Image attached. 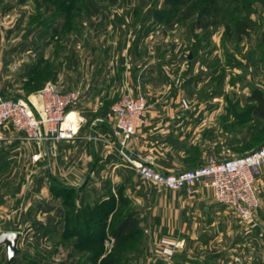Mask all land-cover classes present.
Here are the masks:
<instances>
[{
	"label": "rangeland",
	"instance_id": "1",
	"mask_svg": "<svg viewBox=\"0 0 264 264\" xmlns=\"http://www.w3.org/2000/svg\"><path fill=\"white\" fill-rule=\"evenodd\" d=\"M204 7L209 11H202ZM240 26L248 27L247 33H241ZM110 31L118 34L108 38L111 42L106 41ZM263 35L264 0H0V92L36 102L49 82L71 90L57 81L58 73L76 61H87L97 40L105 45L119 41L151 63L171 48L169 58L185 64L193 77L187 79L183 71L156 89L173 90L174 81L185 91L179 101L191 115L182 128L151 132L150 148L203 151L208 161L218 159L216 147L225 152L222 158L233 157L263 142L252 146L255 133L250 129L259 119L247 111L257 102L247 94L252 88L264 89ZM222 76L225 81H220ZM137 92L148 100L144 91ZM235 93L242 98H233ZM145 116L148 119L147 111ZM148 123L139 125L133 137ZM30 153L31 147L23 146L17 164L0 166V234L21 232L20 251L10 264H109L110 256L133 254L146 246L142 232L150 228L131 229L133 235L122 243L112 240L124 216H138L132 203L116 207L112 198H95L92 185L84 187L86 179L74 183L68 171L50 175L47 162H37L43 156L35 159L39 152ZM258 191L262 205L263 192ZM97 206L103 207L101 213ZM235 217L226 242L212 251L211 264H264L260 209L257 222ZM146 249L145 260L123 257V264H169L155 258V243ZM0 264H9L5 243L0 244Z\"/></svg>",
	"mask_w": 264,
	"mask_h": 264
},
{
	"label": "crops",
	"instance_id": "2",
	"mask_svg": "<svg viewBox=\"0 0 264 264\" xmlns=\"http://www.w3.org/2000/svg\"><path fill=\"white\" fill-rule=\"evenodd\" d=\"M112 35L118 36L117 32L110 31L106 41ZM108 41L111 42L109 39ZM97 42V46L90 50L87 61H76L73 66H65L56 77L65 89L81 91V99L71 108L82 119L77 133L73 137L57 141L52 138L37 141L27 139L23 132L12 125H6L3 128L4 139L0 140V166L3 163L17 164L23 146L27 145L31 147L30 156L35 152L43 153L44 159L42 157L37 162H47L50 175L54 172L65 174L68 171L70 179L76 180L74 183L86 179L87 185L85 183L84 187L91 184L95 198H112L116 207L122 202L132 203L138 212V228H150V231L142 232L146 243L143 249H137L133 254L124 253L121 257L145 260L147 244L153 242L156 244L155 258L165 261L166 255L158 249L161 247V240L167 238L178 243L169 264H182L185 259L188 260L186 264H211L214 256L212 251L221 248L234 226L236 217L233 209L216 201L210 186L199 184L189 194L185 189L172 190L144 180L135 169L126 164L111 133L114 123L111 110L113 102L129 90L144 91L148 96L149 123L144 131L137 132L131 138L129 150L132 149L133 156L166 172L190 169L205 163L209 157L206 152L179 153L172 148L156 150L150 148V143L153 142L148 140L151 132L167 131L173 125L176 128L184 127L191 115L180 105L179 99L185 91L179 89L180 86L177 87L174 81L171 80L173 90H159L156 87L164 85L171 78L176 79L183 71L187 79L193 76L191 77L185 64L176 58H169V55H173L171 48L162 50L157 60L151 63L138 59L137 52L127 51L124 46H120L119 41L114 45H105L102 39ZM226 78L222 76L219 79L225 81ZM252 89L247 94L249 99H252ZM221 95L219 98H222ZM238 97L242 98L235 93L233 98ZM258 126L261 124L252 126L250 131L257 130ZM213 154L218 159H223L225 152L221 153L220 149L214 147ZM29 162L35 164L33 159ZM256 176L257 189L263 192L259 209L260 217L264 218V166L257 170ZM100 190H108L107 195ZM112 240L116 241L114 236Z\"/></svg>",
	"mask_w": 264,
	"mask_h": 264
},
{
	"label": "built area",
	"instance_id": "3",
	"mask_svg": "<svg viewBox=\"0 0 264 264\" xmlns=\"http://www.w3.org/2000/svg\"><path fill=\"white\" fill-rule=\"evenodd\" d=\"M39 100L8 98L0 92V140L4 139L3 128L12 125L28 139L37 141L52 138L55 141L73 137L77 128L65 126L71 108L81 99L78 89L63 90L53 82L47 83L38 93ZM148 100L143 92L127 91L112 106L114 123L112 136L124 159L144 179L172 190L185 189L189 194L199 184L213 188L216 201L233 208L235 215L243 221H254L261 205V196L256 186V172L264 166V143L259 147L233 157L211 158L196 167L180 171H162L136 159L129 144L137 127L146 124L145 113ZM53 152V150H51ZM42 152L34 155L35 159ZM178 243L164 238L161 252L170 261Z\"/></svg>",
	"mask_w": 264,
	"mask_h": 264
},
{
	"label": "trees",
	"instance_id": "4",
	"mask_svg": "<svg viewBox=\"0 0 264 264\" xmlns=\"http://www.w3.org/2000/svg\"><path fill=\"white\" fill-rule=\"evenodd\" d=\"M202 11L208 12L209 10L204 7ZM201 14H203V12H201ZM158 17H162L160 13L158 14ZM239 31L245 34L248 31V27L240 26ZM250 98L255 99L257 102L256 104H253L247 111L259 119V121L257 122L258 125L261 124V126H258V129L254 131L255 134L251 137L252 146H256L261 141H263L262 143H264V92L259 88H255L250 95ZM256 124L252 125L255 126ZM96 209L98 213H101L103 207L97 206ZM137 225V217H135L133 214L124 216L114 227L112 232V235L115 237L116 242L122 243L127 241V238L129 239L133 235L132 232L129 231H131V229L138 228ZM121 256L122 255L110 256L108 259V263L115 264L119 261L118 264H123V257Z\"/></svg>",
	"mask_w": 264,
	"mask_h": 264
},
{
	"label": "water",
	"instance_id": "5",
	"mask_svg": "<svg viewBox=\"0 0 264 264\" xmlns=\"http://www.w3.org/2000/svg\"><path fill=\"white\" fill-rule=\"evenodd\" d=\"M21 237L20 231H4L0 234V244L5 243L7 245L8 263H12L20 249L18 242Z\"/></svg>",
	"mask_w": 264,
	"mask_h": 264
},
{
	"label": "bare ground",
	"instance_id": "6",
	"mask_svg": "<svg viewBox=\"0 0 264 264\" xmlns=\"http://www.w3.org/2000/svg\"><path fill=\"white\" fill-rule=\"evenodd\" d=\"M78 120H79V116L77 114L76 111H70L66 120H65V126H70L74 129L77 128V123H78Z\"/></svg>",
	"mask_w": 264,
	"mask_h": 264
}]
</instances>
